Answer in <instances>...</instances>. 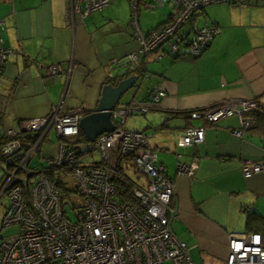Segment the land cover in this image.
<instances>
[{
    "label": "crops",
    "instance_id": "1",
    "mask_svg": "<svg viewBox=\"0 0 264 264\" xmlns=\"http://www.w3.org/2000/svg\"><path fill=\"white\" fill-rule=\"evenodd\" d=\"M252 2L245 7L221 2L202 8L205 17L199 26L213 24L220 29L206 50L195 58L173 57L163 44L145 57L148 77L118 103L133 98L146 107L130 115L125 128L144 131L158 162L174 180L172 204L177 215L171 228L179 238L173 228L176 220L191 259L197 249L202 264H225L229 233L264 234V214L258 211L264 198V172L249 178L240 172L242 159H264V116L254 120L242 137L232 134L238 126L236 117H225L205 125L202 143L177 145L180 131L198 123L185 112L236 98L264 101V0ZM168 5L163 19L146 31L169 19L174 8ZM128 8V0H112L72 21L66 0H0L3 44L12 50L0 76V142L9 129L18 132L22 121L43 117L53 107L61 112L94 109L102 86L114 82L113 61L136 48ZM53 63L62 71L49 75L47 68ZM156 86L165 96L152 103ZM54 137L55 142L49 135L42 142H47L44 157L56 153L55 133ZM193 159L197 167L191 175L177 174L178 162ZM100 160L98 155L86 162ZM120 166L129 179L145 185L146 177L135 170L131 159H122ZM230 213L237 216L235 225Z\"/></svg>",
    "mask_w": 264,
    "mask_h": 264
},
{
    "label": "built area",
    "instance_id": "2",
    "mask_svg": "<svg viewBox=\"0 0 264 264\" xmlns=\"http://www.w3.org/2000/svg\"><path fill=\"white\" fill-rule=\"evenodd\" d=\"M111 1L66 0V14L75 21ZM252 1L128 0L136 48L114 60V67L139 70V76L147 78L145 57L163 44L168 46L169 55L198 57L220 29L215 25L199 26L190 19L209 4L226 2L245 7L252 5ZM165 4L174 8L169 19L143 32L138 20L140 7L155 10ZM186 23L188 27L183 29ZM3 29L4 21L0 19V76L12 53L3 44ZM61 71L58 63L47 68L49 75ZM164 96L165 91L156 86L150 101L156 103ZM262 105L264 101L259 99L236 98L195 109L189 113V119L198 123L180 131L177 145L202 143L205 125L225 117H236L238 126L232 134L242 137ZM145 110V106L132 100L111 111L114 129L90 142L100 155L99 162H84L77 153L79 121L87 113L83 108L61 112L53 107L43 117L22 121L18 132L7 131L0 147V200H5L0 225H16L18 230L0 236V264H194L186 243L171 228V221L177 215L172 204L174 180L158 162L157 151L148 144L144 131L125 128L130 115ZM50 131L57 137L56 153L44 157L43 164L33 168L32 158ZM126 158L146 177L145 185L118 173L117 166ZM196 167V159L188 164L178 162L176 172L191 175ZM49 170L65 178L64 183L74 191L76 201L61 199L58 189L46 176ZM240 172L245 178L264 172V159H242ZM112 175L132 185L135 201L115 199ZM227 249L225 264H264V239L260 232L229 233Z\"/></svg>",
    "mask_w": 264,
    "mask_h": 264
},
{
    "label": "water",
    "instance_id": "3",
    "mask_svg": "<svg viewBox=\"0 0 264 264\" xmlns=\"http://www.w3.org/2000/svg\"><path fill=\"white\" fill-rule=\"evenodd\" d=\"M113 71L111 78L115 83L111 82L102 86L96 106L79 121L80 131L89 142H93L98 135L114 129L111 111L118 105L121 97L131 91L135 93L144 79L138 73H134L135 70L126 66L114 67ZM132 100L135 99L132 98L127 103Z\"/></svg>",
    "mask_w": 264,
    "mask_h": 264
},
{
    "label": "rangeland",
    "instance_id": "4",
    "mask_svg": "<svg viewBox=\"0 0 264 264\" xmlns=\"http://www.w3.org/2000/svg\"><path fill=\"white\" fill-rule=\"evenodd\" d=\"M231 5H233V4H231ZM169 6L170 5L166 4L165 6L157 8L155 10L145 9L144 7H140L139 16H138L140 29L143 32H145L147 29H149L150 27L155 25L157 22L161 21L163 19V17L166 15L165 12L168 11ZM234 6H237V5H234ZM128 9H129V16H130V8H128ZM198 14L199 15L196 17L195 22L198 25H200L203 23L205 15H204V12L202 11V9L198 12ZM187 27H188V23H186V25L184 26L183 29H186ZM49 136L51 137L52 141L55 142V137H54L53 131L49 132ZM46 145H47V142H44L43 145L40 146V148L38 149V151L35 153L34 157L32 158L31 165L37 164V166H39L42 163L43 157L45 155H47V153H45L46 152ZM54 147H55V145L53 146V149H54ZM98 155H99L98 152L96 150H93L91 155L89 154L87 156H85V155L81 156L80 159L84 162H86V160L91 159V158L97 160ZM261 197H264V195H261ZM65 198L67 200L69 199V202H71L73 199L75 201L77 200V196H74V197L71 196V197H65ZM261 203H262L261 207H260L261 209H259V210L256 209V210H258L260 214H264V213H262V212H264V198L261 199ZM4 204H5V200L4 199L0 200V222H1L2 213L4 211ZM229 218L232 220L235 219L232 222L233 225H235L236 220H237L236 214L230 213ZM173 228H174V231L176 232L177 236L179 237V239H182V237H181L182 234L177 232V228H179V225H178V222L176 220H175V222H173ZM17 230H18V227L16 225L5 226V227H1V225H0V235L1 236L13 234V233L17 232ZM197 253H198V250L195 249L193 252V258H192L194 261V264H202Z\"/></svg>",
    "mask_w": 264,
    "mask_h": 264
},
{
    "label": "trees",
    "instance_id": "5",
    "mask_svg": "<svg viewBox=\"0 0 264 264\" xmlns=\"http://www.w3.org/2000/svg\"><path fill=\"white\" fill-rule=\"evenodd\" d=\"M170 16H171V14H170ZM193 20L196 21V17H192L190 19L191 22H193ZM212 25L213 24L207 25V26H212ZM173 57H179V56L173 55ZM134 72H137L139 74V70H135ZM191 111H193V110H189V111L185 112L188 119H189V113ZM259 112H260V110H259ZM259 112L257 114H255L254 120H257L258 117L264 116V112H262V113H259ZM262 119H264V118H262ZM214 123H216V122H214ZM214 123H208V124H214ZM3 143L4 142H0V144H3ZM77 144H78L77 145V148H78L77 153H78L79 157L84 156L86 154H91L92 151L95 150L93 147H91L92 146L91 143L85 138V136L83 135V133L81 131L79 132V135L77 137ZM41 164H43V162ZM31 166H33V165H31ZM34 167L37 168L38 167L37 164L35 166H33V168ZM117 170H118L119 174L120 173L123 174L120 164L117 166ZM46 176L55 185V187L58 189L59 194L61 196V199L63 201L65 200L66 202L67 201L69 202V199L67 200L65 197H71V196L74 197L75 196L74 191H72V189L69 186L65 185L64 180H63L65 178L62 177V175L60 173H58L54 170H49L48 172H46ZM111 181L115 185V189H116L115 199L123 201V202L135 201L133 194H132V185L130 183H128L127 181H124L122 178L115 176V175H112ZM251 222H252V216H249L248 224L250 225ZM255 232H260V231H255ZM260 233H261L262 239H264V234H262V232H260Z\"/></svg>",
    "mask_w": 264,
    "mask_h": 264
}]
</instances>
